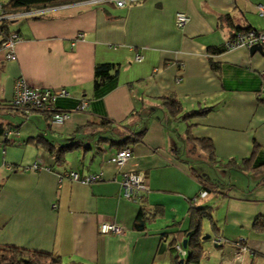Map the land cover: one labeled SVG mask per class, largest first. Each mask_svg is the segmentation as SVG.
Masks as SVG:
<instances>
[{
    "label": "crops",
    "instance_id": "0c3cea01",
    "mask_svg": "<svg viewBox=\"0 0 264 264\" xmlns=\"http://www.w3.org/2000/svg\"><path fill=\"white\" fill-rule=\"evenodd\" d=\"M258 4L264 0H137L125 6L85 0L0 16L11 18L9 30L19 35L15 59L0 46V102H11L22 77L32 87L64 88L68 94L54 105L71 111L53 125L46 112L24 119L0 105V122L15 130L8 144L0 138V246L47 252L66 264H178L172 242L189 228L188 208L195 204L211 208L218 229L205 235L196 264H264L255 254L264 252V233L252 231L254 219L264 215V103L256 96L264 55L223 48L241 29L264 30ZM178 12L189 17L181 27ZM99 63L116 70L96 87ZM169 95L180 103L176 115L163 104ZM200 109L208 111L182 118ZM140 131L123 169L143 173L148 189L127 199L123 169L111 160L118 151L113 142ZM38 134L55 145L81 146L55 164L46 148L25 142ZM189 137L210 139L219 163L210 164ZM244 158L249 161L241 168L221 166ZM37 159L40 168H25ZM210 167L222 169L219 183L205 179ZM66 170L102 173L103 180L60 177ZM140 208L149 215L142 230L133 225ZM101 221L122 233H101ZM215 236L220 244L212 242ZM240 238L248 248L243 256L235 246Z\"/></svg>",
    "mask_w": 264,
    "mask_h": 264
},
{
    "label": "trees",
    "instance_id": "16d2710c",
    "mask_svg": "<svg viewBox=\"0 0 264 264\" xmlns=\"http://www.w3.org/2000/svg\"><path fill=\"white\" fill-rule=\"evenodd\" d=\"M79 1L85 0H6L3 3H0V16H10L18 13H25L32 10H39L48 7L69 4ZM228 17V16H226ZM10 18H0V46L6 40V38L12 33L9 30V22ZM249 28H244L242 30H247ZM112 70H116V66L110 63H99L94 67V86H99L101 82L105 79L111 77L110 72ZM264 103V97L259 99ZM55 102V101H54ZM163 104L168 108L169 112L172 115H176L180 110V103L171 95L163 98ZM0 105L3 109H10L16 113H20L18 108L10 103L0 102ZM55 106V105H54ZM56 107V106H55ZM57 108V107H56ZM208 111V109H200L195 111H190L186 114L182 115V118H190L197 115H203ZM47 113V112H46ZM48 114V113H47ZM91 124H87L85 126H89ZM85 126L81 127L84 128ZM9 126L2 122H0V138L1 142L5 145L8 144L11 140L10 135H5V131L12 130L8 128ZM81 128H78L81 130ZM15 133V130H12V134ZM143 131H140L136 134V138L132 136L126 137L124 140L119 142H113L117 146V150H120L124 147H128V145L135 143L138 141L142 135ZM11 134V135H12ZM190 140L199 142L201 147L207 152L210 164H218V160H216L214 146L210 139L200 138L198 140H194L190 138ZM26 143L43 146L46 148L47 152L52 156L55 164H63L65 163L66 154L72 149L79 148L81 146L80 141L70 142L68 144L55 145L51 143L43 134H38L32 137L27 138ZM249 161V158H244L241 162H237L234 159L227 160L222 166L225 169L231 168H241L242 163ZM261 163L259 165H262ZM75 171V170H74ZM205 186H202L201 191H206ZM200 191V192H201ZM200 196V193H199ZM198 196V197H199ZM209 206H196L195 204H191L188 208V218L190 222V226L188 229L180 232V238L172 242L173 247L176 245H181L183 247V240L186 239V245L183 247L186 251L185 256L179 254L175 257V261L179 264V260L183 259V264H196L198 263L203 254L204 249L202 246L203 242V229L202 225L204 220H208L210 222V227L214 233H218V229L215 226L212 215L210 213ZM148 213H146L143 208H140L138 214L134 220V228L138 230H142L145 228L146 221L149 220ZM252 231L255 233H264V215H258L253 223H252ZM258 256H263L264 254L255 253ZM0 264H66L61 257L53 256L47 252L41 251H31L25 248L17 247V246H0Z\"/></svg>",
    "mask_w": 264,
    "mask_h": 264
},
{
    "label": "built area",
    "instance_id": "2783aa9c",
    "mask_svg": "<svg viewBox=\"0 0 264 264\" xmlns=\"http://www.w3.org/2000/svg\"><path fill=\"white\" fill-rule=\"evenodd\" d=\"M117 6H125L129 1L137 0H113ZM258 14L261 16L264 24V6L258 4L256 6ZM189 17L185 12H178L175 17V22L177 26H183ZM19 40V35L12 32L6 40L2 43V46L7 48L6 58L13 60L16 58L15 55V42ZM264 43V30L249 28L247 30L237 31L234 36L225 41L223 48L226 50H234L237 48H251L254 45H259ZM135 61H141L142 55L135 54ZM68 92L64 88L60 89H50V88H38L30 86L24 78H17L14 82L13 97L11 103L16 106L19 110V114L22 118L27 119L33 112L42 111L47 112L49 116L50 123L53 125L63 124L71 116V111L62 110L54 106V101L58 96H65ZM256 96L258 99L264 97V76L263 84L261 89L257 92ZM85 107V102H82L76 107V110ZM12 134V130L5 131V135L9 136ZM132 150L129 147H124L118 150L111 158V160L119 167V169L125 168L129 159L131 158ZM42 166L41 159H37L31 166L25 167L26 169L36 170ZM121 180L120 185L123 190V196L127 199H134L138 192L148 189L145 176L143 173H133L127 172L124 169L121 170ZM67 177L73 181L82 182L85 184H90L93 182H98L103 180L102 173H90L85 175H80L77 171L66 170L61 175ZM206 191H201L200 196H205ZM99 231L101 233H122V229L110 222L101 221L99 224ZM214 244H220L222 238L215 236L212 238ZM235 246L237 251L242 254V256L247 253L248 248L244 241L240 238L235 241ZM176 249L180 252L182 256H185L186 251L181 245H176ZM264 254V252H263Z\"/></svg>",
    "mask_w": 264,
    "mask_h": 264
},
{
    "label": "rangeland",
    "instance_id": "374dc122",
    "mask_svg": "<svg viewBox=\"0 0 264 264\" xmlns=\"http://www.w3.org/2000/svg\"><path fill=\"white\" fill-rule=\"evenodd\" d=\"M6 0H0V3H3V2H5ZM11 19V18H10ZM11 27H13V25L11 26ZM205 171L207 172V174H206V178L205 179H207V180H212V181H214V179H216V181L219 183V180L218 179H220L221 178V176H222V174H221V171H222V169H220V168H209V169H205ZM203 223H208V220H204V222ZM202 229H203V235L205 236L206 234H211V233H213V231H212V228L211 227H209V225L207 226L206 225V230L204 229V227H202ZM204 241H206V243L207 244H209V241H207V240H204ZM260 260H263V263H264V259H260Z\"/></svg>",
    "mask_w": 264,
    "mask_h": 264
},
{
    "label": "water",
    "instance_id": "95a60500",
    "mask_svg": "<svg viewBox=\"0 0 264 264\" xmlns=\"http://www.w3.org/2000/svg\"><path fill=\"white\" fill-rule=\"evenodd\" d=\"M251 52H259L261 54L264 55V49H263V45L259 44V45H254L250 48ZM205 238V236L203 237V239ZM186 245V239L183 240V247H185ZM179 264H183V259L179 260Z\"/></svg>",
    "mask_w": 264,
    "mask_h": 264
}]
</instances>
